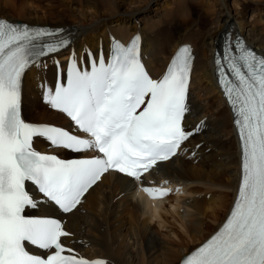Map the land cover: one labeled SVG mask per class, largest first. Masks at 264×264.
Instances as JSON below:
<instances>
[{
    "label": "snow or ice",
    "instance_id": "obj_1",
    "mask_svg": "<svg viewBox=\"0 0 264 264\" xmlns=\"http://www.w3.org/2000/svg\"><path fill=\"white\" fill-rule=\"evenodd\" d=\"M140 39L137 35L127 46L113 41L107 59L101 49L77 60L73 50L67 65L56 62V83L46 88L44 100L70 119V130L22 116L26 71L68 49L69 35L0 18V264H99L63 244L61 238L71 234L60 220L30 217L25 211L47 200L71 213L109 170L140 182L153 199L169 195L143 178L199 131V125L188 130L184 124L193 56L189 47H180L156 79L142 63ZM215 64L236 117L242 178L226 222L183 264H264V56L237 37ZM36 139L53 149L97 155L62 159L37 151ZM29 245L47 255L32 254Z\"/></svg>",
    "mask_w": 264,
    "mask_h": 264
},
{
    "label": "bare ground",
    "instance_id": "obj_2",
    "mask_svg": "<svg viewBox=\"0 0 264 264\" xmlns=\"http://www.w3.org/2000/svg\"><path fill=\"white\" fill-rule=\"evenodd\" d=\"M250 1L257 7L249 20L246 5L230 6L226 0H37L33 6L26 0L0 1L15 13L10 22L63 28L72 40L64 58L73 50L77 60L84 59L88 49L94 54L99 48L108 51L114 38L126 43L135 33L141 35L142 58L155 77L163 74L178 46L190 44L195 55L187 97L190 112L184 124L188 130L199 125V131L144 181L174 187L173 194L149 201L136 191L138 182L108 173L67 215L40 201L44 213L35 214L62 218L71 234L62 239L67 248L99 264H179L222 226L235 203L241 159L231 115L217 90L212 58L225 32L237 33L264 54V0ZM153 4L157 8L150 10ZM147 10L154 11L150 19L136 21ZM0 18L7 20L1 14ZM63 57L55 55L44 68L42 64L26 71L22 116L28 122L67 123L43 100L46 88L53 87L56 62L66 65ZM34 144L46 146L43 139Z\"/></svg>",
    "mask_w": 264,
    "mask_h": 264
},
{
    "label": "rangeland",
    "instance_id": "obj_3",
    "mask_svg": "<svg viewBox=\"0 0 264 264\" xmlns=\"http://www.w3.org/2000/svg\"><path fill=\"white\" fill-rule=\"evenodd\" d=\"M1 1V0H0ZM33 1H34V3H33ZM153 2H159V3H163V1L164 0H152ZM201 2H204V0L202 1V0H200ZM227 1V3L230 5V6H236V5H242V4H244V5H246L247 6V8H248V14H247V20H249L250 19V16H251V14H252V11L257 7L252 1H242V0H226ZM26 2H30V3H28L29 4V6H33L32 4H38L37 3V0H26ZM167 2V1H166ZM41 4H43V3H41ZM1 5H4V4H1ZM150 10H154V8H157L156 7V5H151L150 7ZM204 8H206V7H204ZM154 11H149V10H147V11H145V12H143V13H141L140 15H138V17H137V19H136V21L137 20H147V19H150V17H151V15H152V13H153ZM0 14L1 15H4L6 18H7V20H10V16H12L13 14H15L13 11H10V10H7L5 7H3V6H0ZM144 16V17H143ZM202 16H204V15H202ZM208 17H211L212 18V16H211V14H208L207 15ZM142 17V18H141ZM6 20V19H5ZM11 20H14V19H11ZM53 20L55 21L56 19L55 18H53ZM52 21V20H51ZM51 21H48V23L50 24V22ZM66 23H68V22H66ZM60 25V24H59ZM99 39V41L101 40L100 38H98ZM114 39H116V38H114ZM88 50H90V49H88ZM90 51H92V50H90ZM45 67V65L43 64V68ZM44 70H46V69H44ZM41 101H42V95H39V97H38ZM36 100H37V98H35ZM39 101V100H38ZM23 106H24V104H23ZM23 111H24V108H23ZM25 120H26V117L24 118ZM27 121V120H26ZM28 122V121H27ZM191 128H192V126H190ZM186 147H187V150H190V148H191V146L189 145V144H187L186 145ZM229 209H230V207H229ZM229 209H228V211H229ZM107 213H109V209H108V211H107ZM228 213V212H227ZM227 215V214H226ZM195 249V248H194Z\"/></svg>",
    "mask_w": 264,
    "mask_h": 264
}]
</instances>
